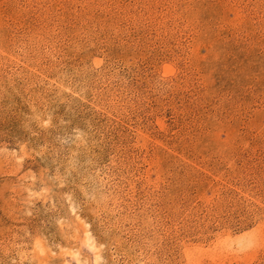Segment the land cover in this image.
<instances>
[{
  "label": "rangeland",
  "instance_id": "rangeland-1",
  "mask_svg": "<svg viewBox=\"0 0 264 264\" xmlns=\"http://www.w3.org/2000/svg\"><path fill=\"white\" fill-rule=\"evenodd\" d=\"M0 264H264V0H0Z\"/></svg>",
  "mask_w": 264,
  "mask_h": 264
}]
</instances>
